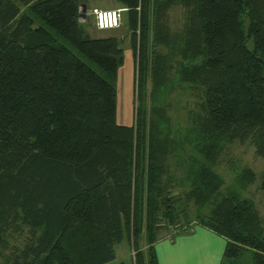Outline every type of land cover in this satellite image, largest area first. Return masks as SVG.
Listing matches in <instances>:
<instances>
[{"label": "trees", "instance_id": "1", "mask_svg": "<svg viewBox=\"0 0 264 264\" xmlns=\"http://www.w3.org/2000/svg\"><path fill=\"white\" fill-rule=\"evenodd\" d=\"M87 1L0 0V264H105L126 240L157 264L160 229L194 226L225 239L220 264H264L255 172H217L236 142L264 159V0H114L132 125L116 120L122 40L89 36Z\"/></svg>", "mask_w": 264, "mask_h": 264}, {"label": "rangeland", "instance_id": "2", "mask_svg": "<svg viewBox=\"0 0 264 264\" xmlns=\"http://www.w3.org/2000/svg\"><path fill=\"white\" fill-rule=\"evenodd\" d=\"M117 6L116 1L114 0H88L86 3L87 12L86 14H82L80 17V21H83V25L85 30L89 34L90 37L93 38H102L110 35H115L116 38L121 42V47L123 49L122 60L119 63L117 70V78L115 81V87L117 91V106H116V120L119 124L122 125H132L133 123V105H134V97H133V60L131 56V52L128 46V38H127V27L125 25L126 13L122 14V19L120 22V26L114 31L106 30L99 31L95 28L94 19L88 15L90 10L94 7L100 9H114ZM23 9V7H21ZM182 16L181 10H174L170 12V23L172 25L175 20L180 19ZM177 26V25H176ZM179 92V91H177ZM175 98V97H173ZM180 102L182 106L196 111V98L195 96L184 97L180 96ZM177 105L176 107H178ZM181 112V121L186 123V110H180ZM221 164L217 167V172L226 180V184L230 180L232 176V172L235 170H240L241 168L248 167L252 169L256 178L255 181L250 185L247 190V195L252 198V200L256 203L258 213L262 221H264V193L258 189V185L260 182L261 174L264 172V159L258 157L254 148L250 144L241 145L239 143H233L229 145L221 158ZM176 174V176H175ZM174 177L176 179H180L179 173L177 171L174 173ZM229 184V183H228ZM172 191L176 194L181 190L178 188H173ZM172 230H165L163 227L157 233L161 237H168ZM18 241V240H17ZM16 240L11 241V244H19ZM127 244H126V243ZM137 245L140 249L145 248L147 246L145 233L141 234V237L138 238ZM132 242L128 240L124 241L116 248V257L114 260L107 262L105 264H118L122 262L123 264H133V256L135 251L132 248ZM238 264H252L250 254H245L240 258Z\"/></svg>", "mask_w": 264, "mask_h": 264}, {"label": "crops", "instance_id": "3", "mask_svg": "<svg viewBox=\"0 0 264 264\" xmlns=\"http://www.w3.org/2000/svg\"><path fill=\"white\" fill-rule=\"evenodd\" d=\"M116 4L114 9L120 7ZM225 246L223 237L194 226L190 232L161 237L153 244V249L157 264H220Z\"/></svg>", "mask_w": 264, "mask_h": 264}, {"label": "built area", "instance_id": "4", "mask_svg": "<svg viewBox=\"0 0 264 264\" xmlns=\"http://www.w3.org/2000/svg\"><path fill=\"white\" fill-rule=\"evenodd\" d=\"M126 11L125 8L100 9L92 8L88 13L94 19V25L97 30H110L118 28L121 22V14Z\"/></svg>", "mask_w": 264, "mask_h": 264}, {"label": "water", "instance_id": "5", "mask_svg": "<svg viewBox=\"0 0 264 264\" xmlns=\"http://www.w3.org/2000/svg\"><path fill=\"white\" fill-rule=\"evenodd\" d=\"M81 11H82V13L85 11V5L84 4L81 5Z\"/></svg>", "mask_w": 264, "mask_h": 264}]
</instances>
